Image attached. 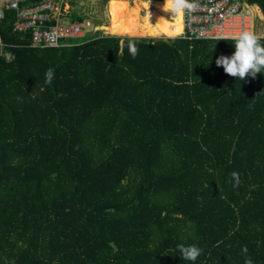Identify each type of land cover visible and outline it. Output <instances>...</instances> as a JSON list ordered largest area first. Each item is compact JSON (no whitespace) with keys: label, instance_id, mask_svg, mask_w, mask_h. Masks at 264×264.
Returning <instances> with one entry per match:
<instances>
[{"label":"trees","instance_id":"obj_1","mask_svg":"<svg viewBox=\"0 0 264 264\" xmlns=\"http://www.w3.org/2000/svg\"><path fill=\"white\" fill-rule=\"evenodd\" d=\"M142 6L58 49L0 22V264H264V69L217 67L235 41L130 38Z\"/></svg>","mask_w":264,"mask_h":264},{"label":"built area","instance_id":"obj_2","mask_svg":"<svg viewBox=\"0 0 264 264\" xmlns=\"http://www.w3.org/2000/svg\"><path fill=\"white\" fill-rule=\"evenodd\" d=\"M192 2L197 7L183 14L181 36L186 41H236L243 31L257 35V5L246 0ZM73 9L72 0H0V22L14 13V30L30 35L32 48L70 47V42L85 38V22L73 20Z\"/></svg>","mask_w":264,"mask_h":264},{"label":"rangeland","instance_id":"obj_3","mask_svg":"<svg viewBox=\"0 0 264 264\" xmlns=\"http://www.w3.org/2000/svg\"><path fill=\"white\" fill-rule=\"evenodd\" d=\"M77 2H79L78 6H76L77 9L80 10L82 8L81 12L85 13L87 16L84 17V36L86 39L84 38L78 43H83L90 39L97 38L101 35V33L106 36H113L111 32L109 33V31L107 33L104 31L96 32L95 29L102 25H108L111 27L112 25H117V23H119L117 29L121 28L124 24L128 23V16L131 10L136 8L135 4H140L141 2H143V6L142 8L140 7V10H138V15L139 21L143 27L136 28V25L132 26V29H129V32L133 33V35L136 33V35L131 36L130 38H176L181 37L182 35V30L179 29V26L181 25L180 23L183 18L181 15L170 11L167 3L154 4L145 0H110L107 4H104L102 0H78ZM146 10H151L156 17L155 20L152 21V25L154 26H150V22L147 23L148 20H146L145 17ZM257 11L256 15L260 21L257 35L259 38H263L264 15L261 13L262 11L260 9ZM73 12H75V10ZM86 21H89L90 24L86 25Z\"/></svg>","mask_w":264,"mask_h":264},{"label":"clouds","instance_id":"obj_4","mask_svg":"<svg viewBox=\"0 0 264 264\" xmlns=\"http://www.w3.org/2000/svg\"><path fill=\"white\" fill-rule=\"evenodd\" d=\"M165 3L169 6L170 11L178 15H183L186 10H194L197 7L192 0H165ZM128 48L130 55L135 58L138 54V48L135 44H129ZM234 48L235 51L231 57L221 55L216 59L217 67H223L227 75L238 77L240 80H244L246 76L255 78L257 73H261V70L264 69V46L260 44V38L255 33L251 31L241 32L236 38ZM45 75L46 81L50 83L54 77V70L48 69ZM233 175L235 176L237 174L233 173ZM177 249L184 260L193 262L203 252V249L194 244L187 246L180 244L177 245ZM247 252V246H244L242 253L247 255ZM244 264H252L251 258L245 259Z\"/></svg>","mask_w":264,"mask_h":264},{"label":"water","instance_id":"obj_5","mask_svg":"<svg viewBox=\"0 0 264 264\" xmlns=\"http://www.w3.org/2000/svg\"><path fill=\"white\" fill-rule=\"evenodd\" d=\"M96 32L98 31H104V32H108L109 31V26L108 25H102V26H98L96 29H95ZM152 40H154V43H165V44H169V45H172L171 43V38H167V37H162V38H151ZM121 52L123 51L122 50V47H123V40H121Z\"/></svg>","mask_w":264,"mask_h":264},{"label":"crops","instance_id":"obj_6","mask_svg":"<svg viewBox=\"0 0 264 264\" xmlns=\"http://www.w3.org/2000/svg\"><path fill=\"white\" fill-rule=\"evenodd\" d=\"M162 1H164V0H162ZM162 1H158V2H162ZM147 2H149V1H147ZM150 3H154V4H157L156 2H154V1H150ZM260 9V8H259ZM261 10V9H260ZM148 11H150V10H146V13L148 12ZM262 13V12H261ZM160 16H161V14H160ZM182 16V15H181ZM150 22V26H154V25H152V21H147V23H149ZM181 25L179 26L178 24V26H179V29L180 30H182V28H184V26H183V20L181 21V23H180ZM118 25H119V23H117V25H112L110 28H109V33L111 32L112 33V35L114 36V35H116V30H117V28H118ZM117 36V35H116ZM264 38V37H263Z\"/></svg>","mask_w":264,"mask_h":264},{"label":"bare ground","instance_id":"obj_7","mask_svg":"<svg viewBox=\"0 0 264 264\" xmlns=\"http://www.w3.org/2000/svg\"><path fill=\"white\" fill-rule=\"evenodd\" d=\"M147 3V2H146ZM157 4H163V3H165V0L164 1H162V2H156ZM182 18H183V15H182ZM109 28H110V26H109ZM182 32H183V28H182Z\"/></svg>","mask_w":264,"mask_h":264}]
</instances>
